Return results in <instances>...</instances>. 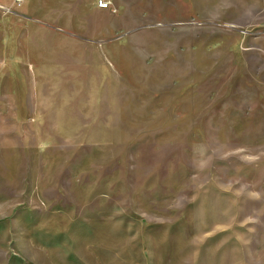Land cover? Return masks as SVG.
<instances>
[{
  "label": "rangeland",
  "instance_id": "374dc122",
  "mask_svg": "<svg viewBox=\"0 0 264 264\" xmlns=\"http://www.w3.org/2000/svg\"><path fill=\"white\" fill-rule=\"evenodd\" d=\"M49 1L0 0V264H264V0Z\"/></svg>",
  "mask_w": 264,
  "mask_h": 264
},
{
  "label": "crops",
  "instance_id": "0c3cea01",
  "mask_svg": "<svg viewBox=\"0 0 264 264\" xmlns=\"http://www.w3.org/2000/svg\"><path fill=\"white\" fill-rule=\"evenodd\" d=\"M38 4L40 1V4L42 5V3H44L45 1H49V0H37ZM67 3H66V2ZM63 0L61 2L62 5H64L65 7L68 4H71L73 0ZM49 4H52L51 1H49ZM15 6V4H13ZM23 6V4L18 5V8H21ZM0 11L4 14V17L2 19H5L7 17L10 16V8L9 6L0 3ZM64 12V11H63ZM19 16L17 17L18 19V24H21L23 21L26 20V15L24 14H18ZM68 23L73 26L72 23V19H67ZM81 22H82V27L81 29L84 30L85 29V19L84 17H81ZM35 24H33L34 26H31L30 28H28V26H22L20 27V35L17 37V41L18 43H21L22 41H25V38L32 39L34 42V44L32 45L33 47L36 46V44L38 42L41 41L42 44V39L43 38H53L56 37V33L54 34H50L52 33V29L51 28H45L44 24L39 22V21H34ZM7 25H9L10 23H6ZM10 28H12V24H10L9 26ZM57 31V30H55ZM59 32V31H57ZM22 34H25L22 37ZM60 33V32H59ZM27 35V36H26ZM53 35V36H52ZM65 36H60L62 37L61 40H65L66 37H68L67 34H64ZM47 36V37H46ZM49 36V37H48ZM72 36V35H71ZM69 38V37H68ZM4 47L8 48L7 46L3 45ZM3 46L0 47V78H4V80L1 82L2 84L5 82L9 83L11 87H13V90L16 94H18V104H23V99L24 94L27 92V86L29 87V83L27 81V78H30V74L28 72V70L26 69L25 65L26 62L25 59H17V58H13L10 57L9 59L5 58L4 62L2 60V49ZM43 46V45H41ZM85 46V45H84ZM72 57L74 58V55H66V57ZM59 58L52 56V55H46L45 57H42L40 62L41 64L39 65V67L37 68V74L35 77H39V78H45V77H66V78H70L66 75H64V73L59 72L60 68H58V63H59ZM23 68V70H22ZM1 71H7L5 73H1ZM73 78V77H71ZM41 81V80H39ZM72 84V83H71ZM21 94V96H20ZM21 99V101H20Z\"/></svg>",
  "mask_w": 264,
  "mask_h": 264
},
{
  "label": "built area",
  "instance_id": "2783aa9c",
  "mask_svg": "<svg viewBox=\"0 0 264 264\" xmlns=\"http://www.w3.org/2000/svg\"><path fill=\"white\" fill-rule=\"evenodd\" d=\"M17 2H19L20 4H22L25 0H16ZM99 6L101 8H109L110 6V2L107 0H100L99 1Z\"/></svg>",
  "mask_w": 264,
  "mask_h": 264
},
{
  "label": "bare ground",
  "instance_id": "6f19581e",
  "mask_svg": "<svg viewBox=\"0 0 264 264\" xmlns=\"http://www.w3.org/2000/svg\"><path fill=\"white\" fill-rule=\"evenodd\" d=\"M7 2V1H6ZM10 2H11V0H10ZM29 2V1H28ZM32 59V58H31ZM45 144V143H44Z\"/></svg>",
  "mask_w": 264,
  "mask_h": 264
}]
</instances>
